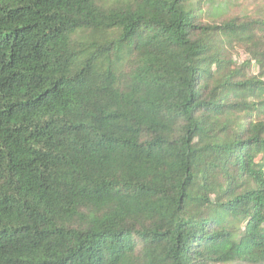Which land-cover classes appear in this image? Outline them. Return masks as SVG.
I'll use <instances>...</instances> for the list:
<instances>
[{
    "label": "trees",
    "instance_id": "obj_1",
    "mask_svg": "<svg viewBox=\"0 0 264 264\" xmlns=\"http://www.w3.org/2000/svg\"><path fill=\"white\" fill-rule=\"evenodd\" d=\"M0 264H264V0H0Z\"/></svg>",
    "mask_w": 264,
    "mask_h": 264
},
{
    "label": "rangeland",
    "instance_id": "obj_2",
    "mask_svg": "<svg viewBox=\"0 0 264 264\" xmlns=\"http://www.w3.org/2000/svg\"><path fill=\"white\" fill-rule=\"evenodd\" d=\"M248 37L247 32H236L234 33L231 38L229 39L228 46L231 49V52L233 55H238V57L241 59L244 57L243 50L240 48L237 44H244L246 43ZM237 45V46H236Z\"/></svg>",
    "mask_w": 264,
    "mask_h": 264
}]
</instances>
